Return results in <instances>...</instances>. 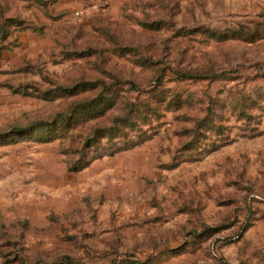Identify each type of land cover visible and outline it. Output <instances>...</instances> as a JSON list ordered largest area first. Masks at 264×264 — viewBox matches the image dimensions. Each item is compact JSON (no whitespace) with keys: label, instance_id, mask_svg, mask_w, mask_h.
<instances>
[{"label":"rangeland","instance_id":"1","mask_svg":"<svg viewBox=\"0 0 264 264\" xmlns=\"http://www.w3.org/2000/svg\"><path fill=\"white\" fill-rule=\"evenodd\" d=\"M0 264H264V0H0Z\"/></svg>","mask_w":264,"mask_h":264},{"label":"trees","instance_id":"2","mask_svg":"<svg viewBox=\"0 0 264 264\" xmlns=\"http://www.w3.org/2000/svg\"><path fill=\"white\" fill-rule=\"evenodd\" d=\"M72 262V261H71Z\"/></svg>","mask_w":264,"mask_h":264}]
</instances>
